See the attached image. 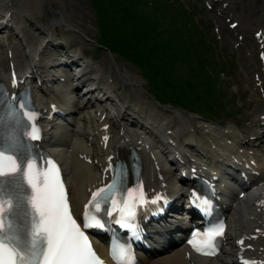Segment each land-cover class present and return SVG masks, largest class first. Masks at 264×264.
Segmentation results:
<instances>
[{
    "label": "snow or ice",
    "instance_id": "1",
    "mask_svg": "<svg viewBox=\"0 0 264 264\" xmlns=\"http://www.w3.org/2000/svg\"><path fill=\"white\" fill-rule=\"evenodd\" d=\"M5 94L6 90L0 85V97ZM5 104L7 109L0 116V126H3L5 116L15 120L17 125L21 117L30 121L36 118V113L29 110V92L0 100V107ZM22 135H0V264H103L72 215L57 165L48 159L45 170L41 171L36 163L39 157L32 156L28 145L21 139ZM27 135L38 139L39 129L31 125ZM113 171L112 182L98 188L89 200V205L97 210L102 201L108 200L112 201L113 210H116L118 201L115 193L120 191L123 168L117 172L113 167ZM127 191L129 199H124L121 193L122 207L119 208L120 222L125 224L135 216L137 203H147L142 190L138 199L132 197V190ZM156 199L160 197L154 198L152 203ZM200 204L208 211L211 201L202 199ZM92 223L104 227L98 216L85 212L84 228ZM223 229L221 222L206 229L203 234L193 231L187 242L198 252L213 250L215 238L223 234ZM111 254L118 264H134L129 247L113 245Z\"/></svg>",
    "mask_w": 264,
    "mask_h": 264
},
{
    "label": "bare ground",
    "instance_id": "2",
    "mask_svg": "<svg viewBox=\"0 0 264 264\" xmlns=\"http://www.w3.org/2000/svg\"><path fill=\"white\" fill-rule=\"evenodd\" d=\"M253 1V0H251ZM256 1V7L258 8V14L253 12V2L250 4V6H248L249 1L247 0L245 3H241V0L237 1V4L242 6L244 11L243 14L239 17V19H241L242 22H246L244 23V26L247 28H251L252 23L253 22H258L260 21V18L262 17L261 14H259L260 11H262L263 7H264V0H255ZM11 2V6H14L17 8V11H15L13 13L14 19L15 21L18 23V28L20 29V32L23 34L24 37V41L27 42V51L29 53L28 57L26 59L23 58L21 50L18 48V44L13 40L10 41L9 46H11L13 48V52H14V57L13 59L15 60L16 64L18 66H22L24 68V66H26L27 68L29 67H35L37 69L41 68V76L42 78H46L47 75L52 74L50 72V67L48 66V56L47 53H45V45L44 42L42 41V39L40 40L38 37H36L35 35H33V33L26 27L24 26L25 24H23L22 20V13L25 11H30L31 10H35L34 7L31 5L32 9L30 10L28 8V3H30L31 1H29L28 3L26 2L25 4L20 3L18 0H9L7 2H1L0 3V9L3 8H7V7H11L9 6V3ZM46 1V3L48 4V8H47V13H48V18L45 21V27H46V32L47 35L51 34L52 31H56L57 27L60 26L65 19H62L58 16H54L55 12L52 11L50 5L51 4H55L57 8L60 9L61 5H57L56 4V0L54 1ZM42 14H43V1H42ZM232 4H235V0L232 1ZM248 6V7H247ZM11 9V8H10ZM238 19V20H239ZM227 34H230L229 31H227ZM26 56V55H25ZM39 56V57H37ZM4 58H0V68L3 66L4 63ZM92 68L94 71V73L98 72L97 67L91 64H88V68ZM53 95H55V93L53 92ZM177 127V134H179V141L180 143H183L185 145H187L188 147L194 148L193 152L196 154L197 153L195 150L199 149V151H203L201 152V159L205 158L208 162L209 165L211 164H216L218 163V161L212 160L215 157H220V155H224L223 150L225 151H231L233 149H237L236 146L234 145H229V147H227L226 149H224V145H218L217 148L215 147H211L210 145H208L206 142L207 140H202V139H198L197 141H194L195 145L193 143H191V139H189V131L183 129V125H175ZM78 128V127H76ZM76 128L72 130L71 127H69V130H67L65 127L62 128H58L55 130V136L52 137L51 141L54 142V146L55 147H61V150L59 152L60 158L64 163L65 166V170L68 173L70 182L72 183V186L74 187L72 189L73 191V200H74V204L76 206H79L84 194V190L87 188V185L91 183V181L93 180L95 173L94 170L91 169V175L90 177H87L84 181L81 182V184H76L75 183V179L76 177H78L80 174L77 175L78 172V167H77V163L75 162V152L74 150L76 149V146L78 145L77 143V138H79V142H80V148L81 149H87L84 146V141L82 139V134L78 131L79 135H76ZM78 130V129H77ZM127 132V130H126ZM124 132V134L126 133ZM72 133V134H71ZM119 134H121L119 131H117L116 133H114L111 141H110V145L109 147H113L116 146L118 144V146L114 149L116 151H119V155L120 153H122V151H125L126 149L129 148V146H131L132 144L129 143L128 140L130 139H137L136 134H132L131 136H128L129 139L127 140V138L125 137H121ZM222 134V133H220ZM128 135V134H125ZM229 138V137H228ZM228 138H224L223 140L226 141V139ZM189 139V140H188ZM125 140H127V142L125 143ZM59 142L58 144L56 142ZM124 143V145H122ZM227 144V143H226ZM65 145V146H64ZM122 145V146H121ZM197 146V147H195ZM123 147L125 150H123ZM196 148V149H195ZM238 150V149H237ZM227 154V153H225ZM212 160V161H211ZM211 161V162H210ZM151 172V169L149 170ZM264 171V170H263ZM229 190H232V188H228ZM243 208H241L240 213H241V220L243 221V225H245L246 222L249 221V217L251 215L250 212H248L249 206L248 203L246 202V200H243ZM233 218L235 219L237 216V213H233ZM242 225V226H243ZM177 248V247H176ZM204 263L205 262H209L211 264H220V258L217 259H203ZM152 264H185L182 261V248L178 247L175 250H172L170 252H167L165 254H162L160 256H157L155 258H153Z\"/></svg>",
    "mask_w": 264,
    "mask_h": 264
},
{
    "label": "trees",
    "instance_id": "3",
    "mask_svg": "<svg viewBox=\"0 0 264 264\" xmlns=\"http://www.w3.org/2000/svg\"><path fill=\"white\" fill-rule=\"evenodd\" d=\"M154 1L148 9L146 0H93L103 28V41L144 66H154L155 55L162 48L184 47L175 16L167 17L161 1ZM165 18L170 24L168 33L162 35L157 27L164 24Z\"/></svg>",
    "mask_w": 264,
    "mask_h": 264
},
{
    "label": "rangeland",
    "instance_id": "4",
    "mask_svg": "<svg viewBox=\"0 0 264 264\" xmlns=\"http://www.w3.org/2000/svg\"><path fill=\"white\" fill-rule=\"evenodd\" d=\"M52 1V0H47ZM60 4L63 5L62 10L57 9L55 5H52L55 9V16L63 17L67 21L63 23V25L58 26L56 33H58L60 36H64L68 34L69 32H75L78 37L82 38L84 42L89 44L90 46H93V38H97L99 35V30L96 24V15L95 12L90 4L89 0H56ZM38 3H41V0H37ZM170 12V11H167ZM28 16V18L36 17L40 20V22H43V16H40L37 12L35 14H25V16ZM42 17V18H41ZM34 19V18H33ZM77 20L78 23H83V25H79L78 23L76 25L71 24L68 20ZM255 25H259V23H255ZM43 26V24H42ZM246 36L249 35V33H245ZM89 37L90 41H87L86 37ZM221 37V33H220ZM250 36L246 37V40L248 41ZM224 42V43H223ZM218 48L220 49L222 46L226 47V54L235 53L240 59L238 60L239 63L236 64L235 70H234V79L239 84V93L237 95H240L243 89L248 88L249 80L247 78V75L250 74V69L255 68V60L257 52L253 50L252 46L249 42L246 44L238 47L237 45H232V40L230 41L225 35L223 36V41L221 39L217 43ZM1 49V46H0ZM0 55L4 56V54L0 50ZM100 55H103V58L106 60L107 66L111 68L112 72V78L114 88L117 89L118 93H126L130 98L139 96L140 92L141 95L145 94L144 89H140L138 85H129L124 84L120 73H118L115 65L110 62L109 55L105 52ZM118 64L122 70V76L125 79H137L140 81V83L144 86L145 89H148V85L146 80L143 78V76L139 73L136 66H134L132 63L125 61L123 59L118 58ZM228 85H231L232 83L229 82L227 77H223ZM236 93V92H235ZM148 95V94H147ZM230 95V94H229ZM250 96L248 92L244 94V100L246 97ZM158 106L157 103H155V106ZM246 105H249L253 107L255 105V102L246 103ZM162 107H168V105H162ZM161 107V108H162ZM181 112H185L184 110L180 109ZM188 116L189 121L193 120L191 119L190 115Z\"/></svg>",
    "mask_w": 264,
    "mask_h": 264
}]
</instances>
